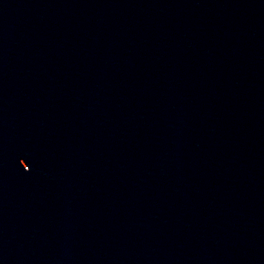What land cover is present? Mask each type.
Segmentation results:
<instances>
[{"label":"water","instance_id":"95a60500","mask_svg":"<svg viewBox=\"0 0 264 264\" xmlns=\"http://www.w3.org/2000/svg\"><path fill=\"white\" fill-rule=\"evenodd\" d=\"M0 264H264V150L0 0Z\"/></svg>","mask_w":264,"mask_h":264}]
</instances>
